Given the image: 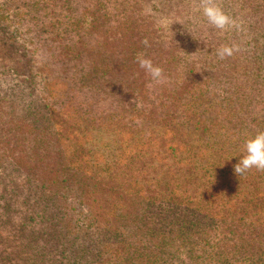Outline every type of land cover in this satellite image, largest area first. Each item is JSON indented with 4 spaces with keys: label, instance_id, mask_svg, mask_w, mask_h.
<instances>
[{
    "label": "trees",
    "instance_id": "1",
    "mask_svg": "<svg viewBox=\"0 0 264 264\" xmlns=\"http://www.w3.org/2000/svg\"><path fill=\"white\" fill-rule=\"evenodd\" d=\"M106 33L99 60L98 46L77 50L62 71V100L0 95V264H264V171L234 173L261 131L240 86L164 74L143 94L142 74L125 73L137 54ZM148 51L169 68L168 50ZM72 84L114 108L72 104Z\"/></svg>",
    "mask_w": 264,
    "mask_h": 264
},
{
    "label": "rangeland",
    "instance_id": "2",
    "mask_svg": "<svg viewBox=\"0 0 264 264\" xmlns=\"http://www.w3.org/2000/svg\"><path fill=\"white\" fill-rule=\"evenodd\" d=\"M222 5L229 15L242 22L239 31L220 35L196 11V0H0V95L25 104L28 101L24 98L39 97L41 90L50 88L52 99L62 100L58 97L63 87L59 83L64 77L62 71L75 64L77 50L84 60L88 52L92 53L91 47L98 46L100 54L94 52L92 58L99 60L106 53L108 30L115 32L111 44L117 48L122 44L129 54H151L148 48L168 50L170 63L164 70L167 76L179 80L194 77L205 82L207 78L228 77L233 86H240L237 94L243 108L247 106L252 114L260 116L258 126L249 127L258 129L260 125L264 130L259 124L264 121V0H222ZM161 17L173 21L172 25L161 26L158 23ZM145 40L148 47L143 43ZM232 43L239 45V51L232 57L219 59L216 49ZM35 70L37 83L30 89L26 83L30 72ZM125 73L142 74L146 80L141 86L143 94L157 91V83L144 69L134 68ZM53 74L59 77L53 80L58 85L46 84L45 89L44 82L50 81ZM69 77L73 78V74ZM71 86L75 89L70 93L75 99L72 104L90 103L92 110L97 111L114 108V101H101L100 94L93 90L78 92V85ZM86 221L84 214L75 213L71 222L85 225Z\"/></svg>",
    "mask_w": 264,
    "mask_h": 264
},
{
    "label": "clouds",
    "instance_id": "3",
    "mask_svg": "<svg viewBox=\"0 0 264 264\" xmlns=\"http://www.w3.org/2000/svg\"><path fill=\"white\" fill-rule=\"evenodd\" d=\"M196 11L206 20L207 24L217 30L220 35L232 30L239 31L242 22L229 15L223 5L222 0H196ZM158 23L163 27L172 25L167 17H161ZM191 31V29H189ZM145 47H148V41L144 42ZM239 51V45L224 44L216 49V55L223 60L232 57ZM194 54V53H192ZM136 61L139 67L151 77V80L156 83H162L165 80L164 70L161 66L155 65L150 58H147L144 53H138ZM255 168L258 171H264V130L256 132L250 136L244 144V154L240 156L238 163L234 165V173L238 176H244L250 170Z\"/></svg>",
    "mask_w": 264,
    "mask_h": 264
}]
</instances>
